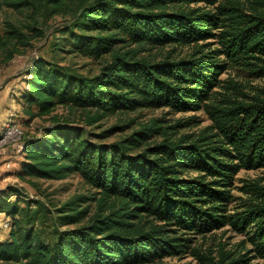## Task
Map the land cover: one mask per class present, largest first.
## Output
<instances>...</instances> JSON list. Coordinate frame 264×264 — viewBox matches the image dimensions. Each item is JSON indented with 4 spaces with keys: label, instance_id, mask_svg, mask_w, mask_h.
Wrapping results in <instances>:
<instances>
[{
    "label": "trees",
    "instance_id": "obj_1",
    "mask_svg": "<svg viewBox=\"0 0 264 264\" xmlns=\"http://www.w3.org/2000/svg\"><path fill=\"white\" fill-rule=\"evenodd\" d=\"M0 3L57 13L68 0ZM75 11L72 22L60 29L72 50L94 58L109 53L110 60L94 75L35 60L23 93L27 112L48 115L61 104L83 109L85 121L92 124L116 111L168 106L176 111L202 109L211 124L196 138H170L168 129L182 120L161 125L153 118L102 144L87 138L68 118L51 115L44 133L24 139L18 175L61 179L74 172L95 190L55 207L53 218L39 200L27 201L20 210L13 205L7 211L12 214L8 238L0 239V260L144 264L188 249L198 254L186 233L203 235L227 224L251 230L249 240L264 254V186L245 183L253 195L249 206L227 212L234 175L241 168H264V94L239 98L230 90L236 83L222 87L218 78L225 63L220 53L264 73V0H80ZM25 26L31 34L7 23L0 35L6 59L43 34L36 22ZM217 28L218 33L213 31ZM216 34L222 48L203 49L205 43L198 41ZM131 43L135 47L124 49ZM167 44H193L194 49L176 59L137 54L146 45ZM157 129L163 137L150 143ZM47 218L52 222L48 238L43 236ZM69 224L78 225L61 228ZM219 253L220 260L212 264H244L247 259L245 253L230 256L224 248Z\"/></svg>",
    "mask_w": 264,
    "mask_h": 264
},
{
    "label": "rangeland",
    "instance_id": "obj_2",
    "mask_svg": "<svg viewBox=\"0 0 264 264\" xmlns=\"http://www.w3.org/2000/svg\"><path fill=\"white\" fill-rule=\"evenodd\" d=\"M73 1L71 3L68 0L67 6L57 13H52L48 9L45 11L30 8L15 9L0 3V35L4 33L7 23L16 24L23 31L31 34L32 32L27 30L25 25L36 22V26L43 31L41 36L31 38L29 44L20 45V52L13 54L9 59L5 58V51L0 50V205H5V209L0 211V239L8 238L11 228L8 215L12 214L7 211L13 205L20 210L25 207L27 201L39 200L42 207L47 210L46 215L53 218V215L57 213L54 210L55 207L60 206L74 195L89 194L95 190L74 172L61 179L21 178L18 175L21 171V161L24 158L21 153L24 139L44 133L45 128L51 126V115H57L60 119L68 118L72 125H78L86 132L87 138L102 144L119 140L138 128L141 123H148L153 118H158L157 123L161 125H172L176 120H182L181 124L168 129L170 138H178L182 135L196 138L204 128L211 124V120L202 109L176 111L168 106L116 111L92 124L85 121L83 109L69 108L61 104L57 105L48 115L33 116L27 112L28 104L23 98V93L28 90L26 79L29 77V71L35 60L41 58L49 63L64 65L66 69L83 75L98 73L100 66L110 60L109 53L94 58L73 51L65 34L61 33V27L72 22L76 13V3L80 0ZM218 29L213 31L218 33ZM198 42L205 43L203 49L222 48L218 34ZM132 47H135V44L131 43L124 49ZM193 49V44L146 45L139 48L137 54L148 56L151 59H160L167 55L170 59H176L188 56ZM219 58L225 61L224 68L218 75L222 87L236 83L235 88H230V90L236 92L235 95H239V98L246 100H250L252 95L264 94V73L252 72L248 66L233 63L223 53H220ZM214 89L225 90L221 87H214ZM241 93H245L246 96ZM30 108L35 111V104H31ZM188 117L192 119L186 123L185 120ZM161 131L162 129L152 131L148 138L149 142L159 141L163 137ZM11 132L14 135L7 137ZM190 173L195 174L193 171ZM250 181L264 186V168H241L234 175L233 185L230 188L232 198L227 203V212H240L249 206L253 195L245 183ZM245 190L249 192H244ZM34 207L31 205L30 209ZM93 207V202H90L89 208L93 209ZM16 214L15 216L19 217V214ZM45 221L43 236L48 238L52 222L50 218ZM75 225L78 224L63 225L61 228ZM253 228L254 226H251V229ZM245 229L246 227L239 231L227 224L203 235L186 233L191 237L190 245L197 249L198 254L188 249L185 253L166 256L144 264H212V260H220L219 250L221 248L229 251L230 256L245 253L247 259L244 264H264V254L256 251L248 238L251 230L246 232ZM0 264L18 263L0 260Z\"/></svg>",
    "mask_w": 264,
    "mask_h": 264
},
{
    "label": "built area",
    "instance_id": "obj_3",
    "mask_svg": "<svg viewBox=\"0 0 264 264\" xmlns=\"http://www.w3.org/2000/svg\"><path fill=\"white\" fill-rule=\"evenodd\" d=\"M11 135H14V133L11 132L7 137H9V136H11Z\"/></svg>",
    "mask_w": 264,
    "mask_h": 264
}]
</instances>
